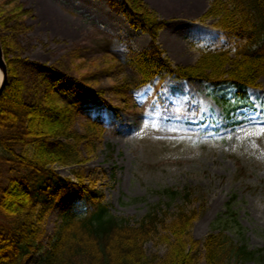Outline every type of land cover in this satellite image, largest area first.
I'll list each match as a JSON object with an SVG mask.
<instances>
[{
    "label": "rangeland",
    "instance_id": "rangeland-1",
    "mask_svg": "<svg viewBox=\"0 0 264 264\" xmlns=\"http://www.w3.org/2000/svg\"><path fill=\"white\" fill-rule=\"evenodd\" d=\"M32 1L0 0V40L8 57L18 60L15 71L24 81L25 100L42 101L49 69L85 78L104 101L81 108L74 128L84 133V122L97 118L107 129L88 162L53 168L77 189L66 190L53 202L23 264H36L46 254L64 216L80 202L75 173L84 186L104 195L113 216L133 224L151 209L170 206L174 211L182 204L167 199L165 189L195 190L199 200L194 207L205 203L193 228L200 242L237 196L244 242L251 250L264 249V76L259 88L248 92V105L236 112L230 108L235 91L214 90L197 81L174 82L167 76L131 93L125 82L138 78L130 67L115 66L111 57L137 56L152 50V43L123 16L116 6L121 0H51L59 21ZM144 1L166 22L159 44L176 66H194L205 50L227 42L214 28L215 20L200 22L213 0ZM18 6L23 16L15 13ZM2 164L0 159V184L7 177ZM146 250L150 256L165 254L153 243ZM199 260L205 264L202 257Z\"/></svg>",
    "mask_w": 264,
    "mask_h": 264
},
{
    "label": "trees",
    "instance_id": "trees-1",
    "mask_svg": "<svg viewBox=\"0 0 264 264\" xmlns=\"http://www.w3.org/2000/svg\"><path fill=\"white\" fill-rule=\"evenodd\" d=\"M116 6L152 43V50L137 56L111 57L115 66L130 67L138 78L125 82L128 92L155 86L168 76L174 82L197 81L214 90L235 91L230 105L234 112L248 105L249 90L259 88L264 76V0H213L200 22L215 20L214 28L224 33L227 42L205 50L198 62L188 67L174 65L165 55L159 39L166 22L144 0H121ZM14 11L25 14L20 6ZM1 42L9 77L0 97V159L7 173L0 184V264H23L53 202L66 190L77 189L49 166L74 167L88 162L107 126L100 119L89 118L83 124L84 133L75 130L78 111L104 100L87 79L56 69L44 75L42 101L27 103L24 81L15 71L18 60L8 57ZM75 175L82 198L64 216L50 248L36 264H199V257L205 264H264V249L251 250L243 240L235 209L237 196L215 221L214 231L200 242L194 238L193 228L205 203L194 207L199 200L195 190L165 189L167 199H180L182 204L174 211L170 206L151 209L133 224L113 216L104 195L84 186L80 174ZM56 186L57 191L51 190ZM46 193L49 196L44 200ZM150 243L165 249L164 256L148 255Z\"/></svg>",
    "mask_w": 264,
    "mask_h": 264
},
{
    "label": "water",
    "instance_id": "water-1",
    "mask_svg": "<svg viewBox=\"0 0 264 264\" xmlns=\"http://www.w3.org/2000/svg\"><path fill=\"white\" fill-rule=\"evenodd\" d=\"M0 74L2 76L1 82H0V97L3 94L7 83H8V77H9V71L7 62L5 60L4 50L1 44L0 40Z\"/></svg>",
    "mask_w": 264,
    "mask_h": 264
},
{
    "label": "bare ground",
    "instance_id": "bare-ground-1",
    "mask_svg": "<svg viewBox=\"0 0 264 264\" xmlns=\"http://www.w3.org/2000/svg\"><path fill=\"white\" fill-rule=\"evenodd\" d=\"M34 4L37 5V7L42 10V12H46L47 14L51 15L53 18H55L56 20H58L59 18L56 16V14L53 12V9H52V3H51V0H33L32 1ZM59 21V20H58ZM1 79H2V76L0 74V82H1ZM261 83H263L264 85V80L262 79L261 80ZM56 166H59V167H62L61 165L59 164H54V165H51L49 166V169L56 167ZM76 167V166H74Z\"/></svg>",
    "mask_w": 264,
    "mask_h": 264
}]
</instances>
